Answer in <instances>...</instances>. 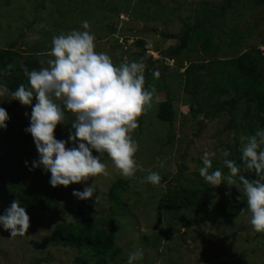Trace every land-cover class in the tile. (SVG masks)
Returning <instances> with one entry per match:
<instances>
[{
    "label": "rangeland",
    "instance_id": "374dc122",
    "mask_svg": "<svg viewBox=\"0 0 264 264\" xmlns=\"http://www.w3.org/2000/svg\"><path fill=\"white\" fill-rule=\"evenodd\" d=\"M42 1V9H35L34 0H12L9 6L0 4V49H6L23 33L24 37L18 39L20 47L23 46L19 50L28 53L37 49L42 54V64L37 70L48 67L47 61L52 59L49 53L53 36L73 29L83 30L81 22L85 20L89 23V30L95 34V50L107 53L114 63L119 59L128 62V52L136 51L128 45L137 40L144 41L146 54L153 61L157 58L156 49L162 50L175 43V40H165L162 33L178 35L184 25L193 26L205 19L200 33L208 38L210 50L201 52L200 42L196 45L197 51L183 53L177 61L181 62L179 68L177 63L165 60L169 71L177 70V76L169 72L175 81L166 79V85L170 86L166 96L175 99L172 104L178 113L171 126L164 108L160 111V118L154 117L155 112L149 115V119L138 117L142 125L134 130L133 139L139 145L135 158L141 170L131 178L122 177L105 154L102 159L107 165L108 176L90 177L59 192L60 186L49 184L50 172L42 167L29 171L31 162L38 159L33 138L25 132L30 123L31 106L10 101L13 105L7 110L10 119L7 127L0 129L8 131L5 138L0 139V215L14 199H19L30 217V226L25 236L14 238L0 227V264H75V250L50 245L49 238L55 226L88 218L105 219L109 210L106 192L119 178L128 180V187L120 197L121 214L100 224L115 235L113 249L119 252L114 260L105 257L106 264H126L128 253L136 249L143 250L141 264H264V247L252 250L258 243L256 233L244 223V228L238 225L239 215L220 217L215 215L218 210L207 205L200 207L198 212L192 211L191 219L186 217L182 220L179 214L166 216L163 210H158L168 187L176 184L186 189L195 183L202 187L209 185L199 175L201 156L206 149L217 152L213 169L224 166L225 158L217 150L233 151L235 138L225 135L227 132L221 129L218 119L204 120L202 115L193 119L189 115L180 82V76L183 81V70L189 63L205 64L207 68L208 62L228 60L251 49H259L264 56V5H256L254 0H233L231 8L218 19L215 14L220 7L226 6L225 0ZM208 27L210 30L204 31ZM124 38L128 40L125 42ZM260 68L264 71V61ZM153 69L163 73L157 63H153ZM164 95L159 93V98H154L155 110L160 101L164 102ZM10 99L9 96L0 97V107L6 109ZM35 102L34 97L33 104ZM243 112L235 113L238 130L249 128ZM259 117L264 120V112ZM73 119L74 114L66 112L65 124L54 130L57 139L67 140ZM201 120L203 129L199 132L197 124ZM242 136H246L244 132ZM93 155L99 154L94 152ZM25 161L29 167L25 166ZM150 171H156L160 176L167 174L168 178L152 185L145 180ZM175 179L179 183H175ZM93 180L98 187L93 197L80 200L72 195L74 190L83 191ZM219 187L224 189L223 201L216 191L218 186L214 187L213 193L211 189L208 193L213 205L224 206L232 201L233 193L226 184ZM89 200L96 204L93 209L83 205ZM237 205L233 203L236 209L239 208ZM193 215L202 220L192 221ZM213 215L215 219L210 217Z\"/></svg>",
    "mask_w": 264,
    "mask_h": 264
},
{
    "label": "clouds",
    "instance_id": "9594fccd",
    "mask_svg": "<svg viewBox=\"0 0 264 264\" xmlns=\"http://www.w3.org/2000/svg\"><path fill=\"white\" fill-rule=\"evenodd\" d=\"M81 29L53 36L48 67L29 71L21 66L27 85L21 83L10 90L0 81V97L10 96L9 102L16 100L31 106L30 116L25 113L30 121L25 132L33 138L38 159L30 167L25 161V166L29 171L42 167L50 172L52 187H67L98 175L108 176L102 159L105 154L122 177H133L141 170L135 158L139 145L133 139V132L139 126L138 117L146 114L152 103L156 105L155 88L145 86L144 60L114 63L107 53L95 50L96 37L89 30L87 20L81 22ZM12 68L9 64L6 69H0V77ZM153 76L158 78L159 72L154 71ZM68 111L74 114L69 135L67 140L57 139L54 130L65 124ZM9 119L6 109L0 107V129L7 127ZM241 142L240 165L228 159L227 149L217 150L225 158L223 164L229 170L228 175L219 168L213 169L217 152L208 149L201 156L199 175L213 188L223 183L235 186L239 192L242 190L253 231L264 233V128L258 127L254 135L242 136ZM93 150L99 155H93ZM252 170L257 178L240 174ZM161 179L156 171H150L145 178L152 185H158ZM97 189L93 180L90 186H85L83 191L74 190L72 195L88 200ZM21 203L14 199L0 215V227L10 232L11 238L25 236L30 226V217ZM143 256L142 249L131 251L126 264H141Z\"/></svg>",
    "mask_w": 264,
    "mask_h": 264
},
{
    "label": "trees",
    "instance_id": "16d2710c",
    "mask_svg": "<svg viewBox=\"0 0 264 264\" xmlns=\"http://www.w3.org/2000/svg\"><path fill=\"white\" fill-rule=\"evenodd\" d=\"M11 1L12 0H0V4L9 6ZM34 1L36 5L35 9L43 8V1ZM225 1L226 6L220 7L218 12L215 14L218 19L222 18L225 11L230 9L231 4L233 3V0ZM254 2L256 5H264V0H254ZM205 22L206 19L193 26L184 25V28L178 35L162 33V37L165 40H175V43L168 45L167 48L162 50L156 49L158 59L153 61L150 56H147L146 54L144 41L137 40L135 43L128 45V48L136 50V53L132 51L128 52V62L143 59L147 64L145 71V86H153L155 88L154 97L159 98L157 94L165 93V100L163 97L161 98L164 102L160 101L156 110L153 107L154 104L152 103V107L147 111V113L140 116L141 119L143 117L149 119V115L154 112V117L156 116V119L160 118V111L164 108L166 115L168 113L167 121L170 123V126L174 123V119L177 116L178 111L172 104L173 102L175 103V99L172 97L168 99L166 96V93L169 91L168 87H170L169 85H166V83L169 78L170 80L175 81L169 72L173 76H175V74L177 76V70H172V72L169 71L165 64V60L169 62L173 61L175 64L177 63L178 67L181 65V62L177 61H179L183 53L187 51H197L196 45L200 42L201 52L205 53L209 51L210 42L208 38L205 37L204 33H200V31L203 30L202 26ZM205 29L208 32L210 27L204 28V31ZM22 37H24L23 33L19 34L17 39L10 43L6 49H0V69H6V66L9 64L13 65V68L8 70L6 75L0 77V81L6 83L10 90H15L21 83L25 85L28 84L27 77L24 75L21 66H25L29 71H31L34 69L37 70L39 65L42 64V61H40V56L42 54L40 51H37V49L28 53L25 52V50L14 51V47L18 43V39H21ZM124 40L125 42L127 41L126 38H124ZM119 60L120 62H123L121 59ZM119 60H116L115 63L118 64ZM263 61L264 56L262 55V52H260L259 49H251L246 50L237 57L228 60H214L212 62H208L207 68L205 67V64L198 65L197 63H189L181 74L183 81H181L180 76L182 93L186 97L189 115L193 119H196L198 115H202L204 120L218 119L217 121L222 125L221 129L227 132L225 135H233L235 138L232 142L233 151L227 150L230 152L229 159L235 160L238 165L241 164L240 148L242 147V144L240 138L243 132L246 136H249L254 135L258 127L264 128V120L259 117L260 113L264 112V71H261L260 68ZM153 63H157L163 69V73L159 74L158 78L153 76V72L155 71L153 69ZM165 72L167 73L164 74ZM11 108H13V105L10 102H7L6 111ZM241 110L244 111L243 119L247 120L249 125V128L245 130L237 129L238 121L235 118V113ZM202 123L203 122L201 120L197 124L199 132L203 129ZM138 125L140 129L142 121H139ZM6 132L8 131H0V139L5 138ZM167 143L170 144V141L167 140ZM94 152L95 151L93 150V153ZM218 168L221 169L223 174L229 172L225 165L223 167L220 165ZM240 174L245 175L246 178L249 179L257 178L254 170L244 171ZM161 178V181L163 182L167 180L168 176L167 174H162ZM236 182L238 183V180ZM175 183H179L177 179H175ZM71 185L67 187H70ZM67 187L60 186L58 191L61 192ZM127 187V179H116L106 192L109 204V210L106 214V218L99 220L88 218L77 223L73 222L69 224L57 225L49 238L50 245L62 248L68 247L75 250V264H106L107 259H105V257L114 260L119 254L118 251L113 249L115 235L112 232H108L107 229L100 224L112 216L121 214L122 207L120 197L126 191ZM227 188L232 190V201H229L222 206L213 205L211 202V196L208 192L211 189V193H213L215 188L210 185L202 187L201 185L195 183V186L188 185L186 189H181L180 186L178 187L175 184L173 187H168L167 193L161 197V201L158 204V210H163L166 216H169L171 213L179 214L180 218L185 220L186 217L191 219L190 214H192V211L198 212L200 207L209 205L207 207L212 206L213 209H216V211L218 210L215 215H219L220 217H237L239 215L240 217L237 221L238 225L243 228L245 225L252 228L249 223L250 213L247 210L246 198L243 195V191L241 190L239 192L235 186H227ZM216 189V191L221 194L220 200L223 201L224 189L219 186ZM213 198L216 199L217 197L213 196ZM222 201L220 202L222 203ZM233 203H237L239 208H234ZM218 204L220 203L218 202ZM83 205H85L88 209H93L96 204L93 200H89L84 202ZM215 215L210 217L215 219ZM200 220L202 219L193 215L192 221L198 222ZM255 233L256 242L258 243L255 244L256 247H253L252 250H259L264 247V233ZM143 240L146 241V237H144ZM153 245L155 244L153 243ZM227 264L229 263L227 262Z\"/></svg>",
    "mask_w": 264,
    "mask_h": 264
},
{
    "label": "water",
    "instance_id": "95a60500",
    "mask_svg": "<svg viewBox=\"0 0 264 264\" xmlns=\"http://www.w3.org/2000/svg\"><path fill=\"white\" fill-rule=\"evenodd\" d=\"M20 49V40L18 41V43L16 44V46L14 47V51H17Z\"/></svg>",
    "mask_w": 264,
    "mask_h": 264
}]
</instances>
